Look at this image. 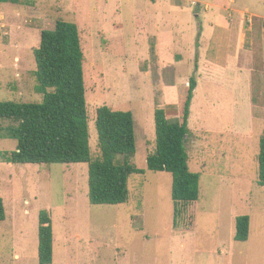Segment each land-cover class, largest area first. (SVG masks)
Here are the masks:
<instances>
[{"label":"rangeland","instance_id":"1","mask_svg":"<svg viewBox=\"0 0 264 264\" xmlns=\"http://www.w3.org/2000/svg\"><path fill=\"white\" fill-rule=\"evenodd\" d=\"M64 19L78 25L94 157L97 110L131 111L145 169L124 204H92L88 163L0 162V264H40L39 216L53 224L52 264H264V0H21L0 3V101L40 102L34 48ZM197 86L185 144L198 200L174 226L172 174L148 169L155 110L178 117ZM17 125L0 119L5 128ZM17 140L0 138V152ZM250 236L234 239L236 217Z\"/></svg>","mask_w":264,"mask_h":264},{"label":"trees","instance_id":"2","mask_svg":"<svg viewBox=\"0 0 264 264\" xmlns=\"http://www.w3.org/2000/svg\"><path fill=\"white\" fill-rule=\"evenodd\" d=\"M19 4L21 0H0ZM37 93L40 102L0 101V119L17 125L0 126V138L17 140L15 150L0 152V162L88 163L89 199L92 204H124L130 199L129 180L145 174L132 158L137 151L135 118L131 111L101 106L96 127L101 149L94 157L90 146L89 116L84 77V53L76 23L58 19L54 29L41 32L34 48ZM197 80L193 76L182 98L178 117H168L164 108L155 110L156 150L147 157L149 170L172 174L174 226L190 203L200 197L201 174L189 167L186 142L190 107ZM258 183L264 187V137L258 155ZM4 199L0 196V222L6 219ZM250 216L236 217L234 239L245 242L250 236ZM52 218L44 210L39 216V262L52 264L54 258Z\"/></svg>","mask_w":264,"mask_h":264}]
</instances>
